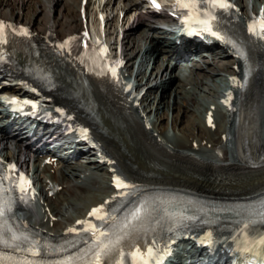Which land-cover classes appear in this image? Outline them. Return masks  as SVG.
Segmentation results:
<instances>
[{"label":"bare ground","instance_id":"bare-ground-1","mask_svg":"<svg viewBox=\"0 0 264 264\" xmlns=\"http://www.w3.org/2000/svg\"><path fill=\"white\" fill-rule=\"evenodd\" d=\"M236 1L244 15L251 9L256 14L264 4V0ZM80 7L81 0H0V14L5 18L25 22L35 32H51L61 39L81 30ZM97 7L111 13H108L112 18L107 23L111 40L119 20L117 11L128 15L136 9L137 1L97 0ZM244 18L233 22L237 30ZM155 19L149 14L138 15L122 39L126 67L137 65L133 81L139 91L146 89L140 101L142 116L127 111L108 88L94 86L89 94L83 95V88L75 83L72 71L55 64L54 75L62 91L61 98L68 99L95 127L103 148L128 179H136L155 189L162 186L168 192L204 203L218 199L236 205L263 199L264 57L252 50L251 77L246 91L238 96L237 112L226 118L216 111V128L208 129L205 115L211 106L217 107L218 92L227 86L228 76L235 73L237 61L218 49L191 56L193 59H188L191 68L187 66L183 70L189 69L193 77L181 78L174 74L175 66H169L179 56L175 52L177 44L172 41L174 36L167 38L169 34H158ZM128 24L124 19L122 28ZM148 69H151L149 75L144 72ZM21 93H25V89L17 81L0 73V101L2 96ZM2 108L0 104V152L23 165L32 159L37 163L34 176L41 184L51 168L38 169L41 160L31 156L36 153L31 152L30 140L25 133H10L5 125L9 116L4 117ZM171 112L176 115H170ZM144 117L149 124H143ZM165 120L172 122L173 134L163 126ZM180 125L181 130L177 129ZM13 127L26 130L18 123H12L10 130ZM80 149L85 150L86 146ZM78 156L86 160L64 161L60 171L49 175L62 186L55 198L45 197L52 214L59 219L50 228L41 218L43 227L50 232L61 234L67 225L84 218L90 207L102 203L111 192L110 167L100 164L94 151ZM125 233L128 235L129 229L122 231L123 235ZM190 248H193L192 243L186 242L178 251L184 254ZM203 259L202 255L200 261Z\"/></svg>","mask_w":264,"mask_h":264},{"label":"snow or ice","instance_id":"snow-or-ice-1","mask_svg":"<svg viewBox=\"0 0 264 264\" xmlns=\"http://www.w3.org/2000/svg\"><path fill=\"white\" fill-rule=\"evenodd\" d=\"M154 7L159 8V4L156 3V0H151ZM181 8H187L196 10L197 16L200 19L202 24V31L208 32L210 35L215 36L217 39H222L225 42L233 43L230 38L222 35L219 32L218 27L213 23L217 17L215 12L219 9L227 11L233 6L229 3V0H178ZM200 5H206L207 7L201 8ZM7 30V31H6ZM11 26H6L3 21H0V45L6 43V35L10 34ZM27 37L30 35L27 29L18 30ZM250 34L258 37L261 40H264V12H262L261 17L255 23L249 24ZM233 46L234 43H233ZM241 59H247L246 52L240 50ZM113 77L116 76L115 70H111ZM251 73V67H249V74ZM235 80V78H233ZM243 87V85H241ZM15 103V101H12ZM34 107V106H33ZM14 169V166H12ZM24 180L23 177L20 178ZM8 180L6 175L0 174V247H10L14 251H24L29 253L30 256H39L41 250H44L45 253L48 249V244H41L39 240L26 235L24 233H19L16 229L12 228L7 223L8 213L12 211L11 201L7 200L5 197V191H11L12 189H5V181ZM117 188L129 187L125 182L120 180L119 177L116 178ZM30 184V181H26ZM14 187L24 193L27 192V189L20 188L19 181H17ZM23 198V197H22ZM111 209L108 213L97 216V213L102 212V209H93L90 215L97 216L98 219L102 221L101 225H88L84 229H72L70 231L79 232L85 231L88 233V236L82 238V242L89 245L86 249L79 250L81 255H70L62 258L59 261H56L55 264H102V261L107 259V264H125L123 259L125 253V247L116 246L119 244V241L123 237H117L115 240L112 239V236L109 235L113 231V228L108 230L103 229V223H106L107 220H111L112 216L110 215ZM142 220V212H137L133 210V213L129 214V217H126L124 221L120 222L121 230L134 228L135 224L133 221L140 222ZM84 223V222H77ZM254 220L244 219L239 222L241 232L243 233L250 225H254ZM259 228L253 227L252 231L248 232V236L252 237L251 243L252 248L245 246L244 251H255L264 252V212L261 213V219L258 222ZM259 231V235L256 236V232ZM127 233H125L126 235ZM245 245L248 241L246 240ZM152 247L145 248L143 252L139 253V259L133 260V257L137 254V246H133L127 249L128 261L130 264H159L158 256L153 255V249L156 244V241L151 242ZM72 247H76L75 242H72ZM116 251L115 257L112 256L113 251ZM55 250V248H54ZM67 251V249H63ZM151 258V259H149ZM0 264H44L42 260L29 259L25 257L23 259H12L5 260L3 256H0Z\"/></svg>","mask_w":264,"mask_h":264},{"label":"rangeland","instance_id":"rangeland-1","mask_svg":"<svg viewBox=\"0 0 264 264\" xmlns=\"http://www.w3.org/2000/svg\"><path fill=\"white\" fill-rule=\"evenodd\" d=\"M259 1L257 2V4L259 5ZM24 12H26V11H24ZM28 12V11H27ZM28 14V13H27ZM25 23V22H24ZM73 22H71L70 24H72ZM73 25V24H72ZM71 25V26H72ZM151 65H152V63H151ZM221 65H222V63H221ZM153 66V65H152ZM150 70V69H149ZM144 72H146L145 70H144ZM148 72V71H147ZM151 72V71H150ZM175 72V71H174ZM150 74V73H149ZM148 74V75H149ZM177 74V73H176ZM193 77V76H192ZM175 84V83H174ZM223 86V85H222ZM206 90V89H205ZM180 114V113H179ZM170 115H172V116H174V115H176V113L175 112H171L170 113ZM180 116V115H179ZM180 118V117H179ZM163 126H165L166 128H167V131L168 132H170V133H172L173 134V124H172V122L170 121L169 123L165 120V121H163ZM181 128H182V125H180L177 129H179V130H181ZM180 133V132H179ZM83 160V159H82ZM86 159H84V161H85Z\"/></svg>","mask_w":264,"mask_h":264}]
</instances>
